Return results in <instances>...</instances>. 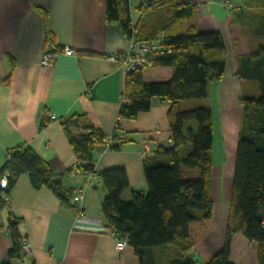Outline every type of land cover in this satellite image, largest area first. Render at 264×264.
<instances>
[{"label":"crops","instance_id":"crops-1","mask_svg":"<svg viewBox=\"0 0 264 264\" xmlns=\"http://www.w3.org/2000/svg\"><path fill=\"white\" fill-rule=\"evenodd\" d=\"M197 7L189 25L200 32L218 31L226 48L221 80L210 84L206 101L213 115L212 199L214 215L203 241L188 255L210 259L222 247L230 209L238 135L242 117L241 99L257 92V86L237 77L239 55L264 46V7L257 0H177ZM145 0H129L132 24L143 30L160 27L144 20L148 11H162L157 4L142 11ZM141 8V9H140ZM172 10L168 9V17ZM236 18L240 24H234ZM47 45L69 47L74 55L59 54L49 67L41 65ZM127 38L116 22L106 19L105 0H0V169L8 151L30 146L63 176L62 187L70 197L81 195L82 211L64 205L47 187L34 189L26 174L20 175L0 209V263L12 247L8 235L9 215L21 220L19 232L29 249L14 264H140L131 246L118 252L102 214L106 190L98 173L124 168L128 189L146 192L143 161L159 146L171 145L168 128L170 103L154 97L148 112L136 119H119L126 71L111 58L123 56ZM169 68H146V82L165 81ZM188 105H197L189 102ZM201 106V105H200ZM73 114L86 115L105 136L122 139L118 150L94 148L95 171H74L77 158L62 128ZM54 116L55 119L49 121ZM42 119L48 124L41 128ZM169 250V249H168ZM159 255L167 248L155 249ZM169 252V251H168ZM233 264H259L256 243L241 234L232 240Z\"/></svg>","mask_w":264,"mask_h":264},{"label":"trees","instance_id":"trees-1","mask_svg":"<svg viewBox=\"0 0 264 264\" xmlns=\"http://www.w3.org/2000/svg\"><path fill=\"white\" fill-rule=\"evenodd\" d=\"M106 19L116 22L126 38L151 43V52L142 68L126 73L119 119H136L148 112L152 98L170 103L168 128L171 145L159 146L143 161L146 192H132L124 200L128 176L124 168L98 173L106 196L102 202L103 218L120 239L134 249L140 264H233L230 261L234 235L241 234L257 245L259 264H264V46L237 57L240 80L257 86V92L241 99L242 117L238 135L231 189L230 209L221 249L210 259L194 260L188 252L204 240L212 223L213 115L210 107L188 105L205 100L210 84L222 79L226 48L220 32H200L195 25H184L197 15V7L177 0H145L142 11L157 4L163 12L172 10V18L153 31L132 24L129 0H105ZM264 7V0H257ZM153 4V5H152ZM141 9V8H140ZM234 24L240 22L233 18ZM54 46V45H53ZM146 68H169L165 81L146 82ZM48 121L42 119L41 128ZM62 128L77 158L74 171L93 174L94 148L107 137L95 128L86 115L73 114ZM116 135V134H115ZM115 143L110 150H118ZM9 173V187L26 174L34 189L47 187L69 204L70 192L63 189V176L28 145L8 151L0 175ZM7 202L0 197V209ZM21 220L9 215L8 235L12 247L0 264H14L25 255L19 225ZM167 248V253L155 249ZM169 249V250H168ZM169 251V252H168Z\"/></svg>","mask_w":264,"mask_h":264},{"label":"built area","instance_id":"built-area-1","mask_svg":"<svg viewBox=\"0 0 264 264\" xmlns=\"http://www.w3.org/2000/svg\"><path fill=\"white\" fill-rule=\"evenodd\" d=\"M128 46L123 56L112 55L111 58L118 61L126 72L142 68L146 63V57L151 52V43L139 41L133 35L130 38H127ZM64 54L66 56L74 55V51L69 47H57L53 45H47L42 53L41 65L43 67H49L53 64L54 60L59 54ZM55 117L51 116L49 121L54 120ZM122 142V139L118 136L115 137V134L107 136L103 141V147L105 149H110L114 144L115 140ZM9 173L5 172L0 175V197L7 202V190L9 187ZM71 198L72 203L76 205L77 211L80 213L82 211L81 205V195L77 194ZM110 237L115 243V248L118 252H122L126 247L129 246V242L126 239H120L116 236L114 232H110ZM22 249L24 252H27L29 245L26 241V238L22 235L21 238Z\"/></svg>","mask_w":264,"mask_h":264},{"label":"rangeland","instance_id":"rangeland-1","mask_svg":"<svg viewBox=\"0 0 264 264\" xmlns=\"http://www.w3.org/2000/svg\"><path fill=\"white\" fill-rule=\"evenodd\" d=\"M168 17V13L166 12H163V11H159V10H156V11H148L147 14L144 15V20L146 21H149V20H154L155 23H164L166 21V18ZM191 22H187L185 25H184V29H183V33H185V30L186 28L189 26ZM207 99L205 100H192V101H189V102H196L197 106H207V102L206 101ZM213 150H215V159H217V156H216V153L218 152L217 150V143H215V146H214V149L212 148V153H213ZM198 261H201V260H198Z\"/></svg>","mask_w":264,"mask_h":264}]
</instances>
